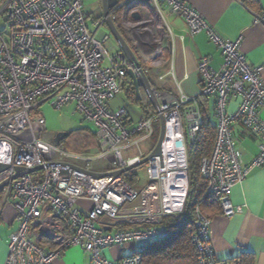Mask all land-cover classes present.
<instances>
[{
  "label": "built area",
  "instance_id": "2783aa9c",
  "mask_svg": "<svg viewBox=\"0 0 264 264\" xmlns=\"http://www.w3.org/2000/svg\"><path fill=\"white\" fill-rule=\"evenodd\" d=\"M162 4L186 22L192 36L206 33L223 57L218 70L208 58L198 64L202 96L214 100L218 120L212 154L201 160L200 173L207 182V194L230 219L243 213L242 207L232 203L233 190L251 171L264 167L263 69L247 62L240 50L242 38L222 39L200 13L181 0H118L111 12L113 21L137 43V58L151 63L160 82L166 76L160 74L162 50L155 46L162 44L149 40L141 46L138 36L142 28L146 35L153 34L146 28L156 19L149 7L162 18ZM134 15L143 19L136 21ZM88 19L83 0H0V165L9 167L0 173V186L9 181L2 192L4 203L14 206L16 224L4 264H53L74 247L84 250L91 264H142L144 249L170 236L165 218L184 212L189 195L188 152L202 125L199 99H177L154 90L161 113L130 126L125 109L114 112L108 105L120 94L130 72L139 78L146 70L123 52L110 54L109 36L97 39L107 23L105 17L95 19L94 32L88 28ZM255 22L264 25V13L256 15ZM232 98L240 102L229 112ZM46 103L59 111L74 105L83 121L93 125L98 142L95 157L61 150L53 143L39 113ZM161 116L166 123L162 155L147 163L142 190L127 181L128 174L95 176L143 160L145 156L129 159L125 153L153 137ZM171 123L176 125L175 138L169 133ZM237 123L260 139L259 154L248 165L233 137ZM176 142L183 146L178 148ZM106 159L112 170L101 173L96 165ZM17 168L42 169L12 181ZM80 201L91 202V209L86 213L78 209ZM137 201L139 206L126 209ZM103 219L124 227L101 228L98 223ZM211 227L212 220L197 207L191 238L198 264H242L239 258H216ZM127 244L138 247L118 261L105 258L106 249Z\"/></svg>",
  "mask_w": 264,
  "mask_h": 264
},
{
  "label": "crops",
  "instance_id": "0c3cea01",
  "mask_svg": "<svg viewBox=\"0 0 264 264\" xmlns=\"http://www.w3.org/2000/svg\"><path fill=\"white\" fill-rule=\"evenodd\" d=\"M181 1L200 13L222 39L234 42L242 38L240 47L241 53L251 66L261 67L263 69L261 77L264 81V25L255 22L256 15L264 13V0ZM84 9L88 18L103 19L105 17L102 0H97L88 6L84 3ZM149 9L152 14L156 16L161 26L160 36L156 38L154 33L152 35H146L142 28L138 36L139 42H137L141 44V46H145L149 40L156 41L158 45H160L161 42L162 46H155V48L162 50L160 74L165 75L166 78L164 81L160 82L151 69V63L137 58L139 64L146 70L145 74L149 78L155 91H160L163 94L170 95L177 99L181 96H186L190 99H199V111L202 124L208 121L217 131L218 120L216 117L214 100L202 96V82L198 72V64L203 58H208L211 67L218 70L223 62L221 51L210 42L206 33L192 36L186 22L173 14L166 4L161 5L162 18L157 15V11L152 5H150ZM142 19L143 17L139 16V20H135L141 21ZM114 23L116 25V22ZM147 25H149V23ZM104 26H108L107 23ZM117 28L122 32L121 34L131 46L137 57V43L118 26ZM148 36L152 37L148 39ZM117 52H122L120 47L115 51V53ZM130 82L132 83L131 86L134 88V84L130 76H128L122 89H125L128 102L133 103L143 111L144 119L147 115L142 107L135 104L127 96ZM135 93L137 95L136 90ZM138 98H144L150 101L142 86L139 87ZM239 102L238 98H232L228 104V111L234 112ZM151 104L153 105L152 102ZM120 109H125L128 112L130 126L140 122H134L132 120L126 107H121ZM154 111L155 113L157 112L155 108ZM260 116L264 121V109L260 111ZM233 137L242 153L244 164H250L259 154V137L253 135L242 123H237L233 126ZM142 143H140L138 147L132 148L131 151L126 152V157L129 159L140 156L147 157L148 155L146 156L141 150ZM146 165L141 168H146ZM135 175L137 176V174ZM145 181L142 182L144 185L141 188H137L138 182H136L135 179L131 185H133L136 190L140 191L144 188ZM232 203L235 206L242 207L243 213L237 214L230 219H226L222 215L219 203L214 198L208 201V204L205 203L202 207L203 212L212 220V227L209 235L216 258L220 261H231L239 258L242 264H264V167L256 168L251 171L247 180L235 187L232 194ZM85 204L86 203H82V205ZM139 204V201L129 204L126 206V209H134L139 206ZM90 209L91 208H89V210ZM83 212L86 213L88 211ZM14 221V206L13 204L5 203L4 206L0 208V264H4L7 257L8 238L16 226ZM98 226L104 229L110 228L111 230L124 227L119 223L112 224L106 219L101 220ZM137 247L136 244H127L123 248H109L104 251V256L110 261H118L134 253ZM147 247H150V245ZM53 264L91 263L84 250L74 247L63 253Z\"/></svg>",
  "mask_w": 264,
  "mask_h": 264
},
{
  "label": "trees",
  "instance_id": "16d2710c",
  "mask_svg": "<svg viewBox=\"0 0 264 264\" xmlns=\"http://www.w3.org/2000/svg\"><path fill=\"white\" fill-rule=\"evenodd\" d=\"M129 85L128 98L142 107L147 117L153 115L155 111L151 102L148 99H139L131 82ZM90 133L96 136L95 130ZM216 136V128L208 121L203 122L196 141L188 152L189 195L184 212L165 218L164 226L170 230V236L164 241L150 244L141 253L142 264H198L191 238L196 209L199 207L202 210L204 204L213 199L207 194V182L201 176L200 163L204 157L212 154ZM127 181L130 184L133 182L131 178H127Z\"/></svg>",
  "mask_w": 264,
  "mask_h": 264
},
{
  "label": "rangeland",
  "instance_id": "374dc122",
  "mask_svg": "<svg viewBox=\"0 0 264 264\" xmlns=\"http://www.w3.org/2000/svg\"><path fill=\"white\" fill-rule=\"evenodd\" d=\"M97 0H84L86 6L91 5ZM94 18H89L87 21L90 32L95 31ZM153 31L156 38L160 36L161 26L158 20H154L152 23L146 26ZM106 36H109V41L106 44V48L110 54H114L119 49V46L112 35L108 26H102L97 34V39L103 40ZM112 111H117L121 107H126L129 111L131 118L134 122L143 120V111L135 106L133 103L128 102L126 97L125 89L123 88L120 94H118L108 105ZM39 113L46 120L47 135L53 140L55 136L60 133H67L69 137L66 138L60 145L59 148L65 151H71L82 154L87 157H95L98 153V142L97 137L92 136L91 132H94V127L89 122L83 121V119L76 113L74 105L67 106L62 110L54 109L51 104L46 103L41 106ZM160 123L154 125L155 134L153 137L141 144V150L145 155H149L156 147L160 137ZM112 167L110 160L106 159L102 163H97L96 169L101 173H106ZM137 174V176L135 175ZM136 176V177H135ZM147 176V169L141 168L136 169L128 174V178L135 179L138 182V187H143ZM4 192H0V208L4 206ZM82 203H86L82 205ZM77 208L83 211H88L91 208V202L80 201L77 204Z\"/></svg>",
  "mask_w": 264,
  "mask_h": 264
},
{
  "label": "water",
  "instance_id": "95a60500",
  "mask_svg": "<svg viewBox=\"0 0 264 264\" xmlns=\"http://www.w3.org/2000/svg\"><path fill=\"white\" fill-rule=\"evenodd\" d=\"M118 4V0H102V7H103V11H104V16L107 19V25L110 28L112 35L114 36L117 44L119 45L121 51L127 56V58L132 62L135 63L137 66H139V61L134 53V51L132 50L131 46L127 43L126 39L123 37V35L121 34V32L119 31V29L117 28V26L115 25L112 17H111V12L112 10L117 6ZM134 18L136 20H139V15H134ZM129 76L134 84V88L137 92V95L139 96V87L142 86L150 101L153 103L154 108L156 109V111L158 113L160 112V105L157 101L156 95H155V91L153 89V86L149 80V78L147 77V75L145 73H142V76L137 78L132 72L129 73ZM160 137H159V141L158 144L156 145L155 149L147 156L145 157L143 160H141L140 162L129 166L125 169H122L120 171H116L113 173H109V174H96L95 176L97 178H101V177H105V176H111L113 178H117L119 176L122 175H126L138 168L144 167L151 159L155 158V157H161L162 155V144L163 141L165 139V135H166V123H165V119L163 118V116H161V121H160ZM69 137V134L67 133H60L57 136H55V138L53 139V143L56 146H59L66 138ZM176 146L178 148H181L183 146L182 142H176ZM9 169L8 166L5 165H0V173ZM42 168H38V169H26V168H17L16 172L17 174L12 178V181L17 180L18 178L27 175V174H33L36 171L41 170ZM9 183V181L3 183L0 186V192L2 191V189Z\"/></svg>",
  "mask_w": 264,
  "mask_h": 264
},
{
  "label": "bare ground",
  "instance_id": "6f19581e",
  "mask_svg": "<svg viewBox=\"0 0 264 264\" xmlns=\"http://www.w3.org/2000/svg\"><path fill=\"white\" fill-rule=\"evenodd\" d=\"M169 133H170V136L175 138L178 134L176 133V125H174V123H171L170 125V128H169ZM170 147H172V144H170ZM176 161V160H174ZM173 181L176 182V179H174ZM170 187H173L172 184L169 185ZM174 188V187H173ZM171 192V190H169Z\"/></svg>",
  "mask_w": 264,
  "mask_h": 264
}]
</instances>
